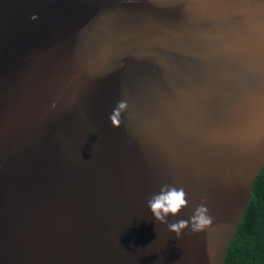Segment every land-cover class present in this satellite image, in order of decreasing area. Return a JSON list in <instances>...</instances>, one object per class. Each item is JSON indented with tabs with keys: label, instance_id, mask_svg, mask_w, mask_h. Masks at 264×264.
<instances>
[{
	"label": "water",
	"instance_id": "water-1",
	"mask_svg": "<svg viewBox=\"0 0 264 264\" xmlns=\"http://www.w3.org/2000/svg\"><path fill=\"white\" fill-rule=\"evenodd\" d=\"M263 169L264 0H0V264H224Z\"/></svg>",
	"mask_w": 264,
	"mask_h": 264
},
{
	"label": "trees",
	"instance_id": "trees-1",
	"mask_svg": "<svg viewBox=\"0 0 264 264\" xmlns=\"http://www.w3.org/2000/svg\"><path fill=\"white\" fill-rule=\"evenodd\" d=\"M224 264H264V169L254 182Z\"/></svg>",
	"mask_w": 264,
	"mask_h": 264
},
{
	"label": "clouds",
	"instance_id": "clouds-1",
	"mask_svg": "<svg viewBox=\"0 0 264 264\" xmlns=\"http://www.w3.org/2000/svg\"><path fill=\"white\" fill-rule=\"evenodd\" d=\"M30 19L35 21L37 17L33 15ZM126 107V102L121 101L113 110L109 117L113 127H119L121 113ZM187 203L186 194L182 188L164 185L161 187L159 193L154 194L148 200V208L157 222L167 224L168 230L179 238L185 229L190 228L193 234H197L204 232L213 224V218L205 203H202L196 208L190 220H178L173 223H168L167 218L170 215L175 217L187 206Z\"/></svg>",
	"mask_w": 264,
	"mask_h": 264
}]
</instances>
